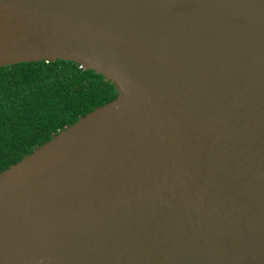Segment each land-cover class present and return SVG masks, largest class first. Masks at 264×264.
I'll list each match as a JSON object with an SVG mask.
<instances>
[{
	"label": "water",
	"instance_id": "95a60500",
	"mask_svg": "<svg viewBox=\"0 0 264 264\" xmlns=\"http://www.w3.org/2000/svg\"><path fill=\"white\" fill-rule=\"evenodd\" d=\"M55 60L116 97L0 172V264H264V0H0Z\"/></svg>",
	"mask_w": 264,
	"mask_h": 264
},
{
	"label": "trees",
	"instance_id": "16d2710c",
	"mask_svg": "<svg viewBox=\"0 0 264 264\" xmlns=\"http://www.w3.org/2000/svg\"><path fill=\"white\" fill-rule=\"evenodd\" d=\"M115 97L112 84L74 62L0 67V172Z\"/></svg>",
	"mask_w": 264,
	"mask_h": 264
}]
</instances>
